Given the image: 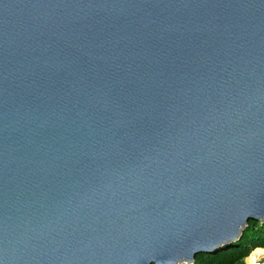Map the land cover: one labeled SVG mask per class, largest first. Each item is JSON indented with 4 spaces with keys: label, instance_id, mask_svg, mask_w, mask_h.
<instances>
[{
    "label": "water",
    "instance_id": "1",
    "mask_svg": "<svg viewBox=\"0 0 264 264\" xmlns=\"http://www.w3.org/2000/svg\"><path fill=\"white\" fill-rule=\"evenodd\" d=\"M264 223V0H0V264H193Z\"/></svg>",
    "mask_w": 264,
    "mask_h": 264
},
{
    "label": "trees",
    "instance_id": "2",
    "mask_svg": "<svg viewBox=\"0 0 264 264\" xmlns=\"http://www.w3.org/2000/svg\"><path fill=\"white\" fill-rule=\"evenodd\" d=\"M257 249H264V223L250 222L239 241L210 254H200L193 264H246Z\"/></svg>",
    "mask_w": 264,
    "mask_h": 264
},
{
    "label": "built area",
    "instance_id": "3",
    "mask_svg": "<svg viewBox=\"0 0 264 264\" xmlns=\"http://www.w3.org/2000/svg\"><path fill=\"white\" fill-rule=\"evenodd\" d=\"M263 251L262 254H255L252 253L250 257L246 260V264H264V250L262 249H257Z\"/></svg>",
    "mask_w": 264,
    "mask_h": 264
},
{
    "label": "bare ground",
    "instance_id": "4",
    "mask_svg": "<svg viewBox=\"0 0 264 264\" xmlns=\"http://www.w3.org/2000/svg\"><path fill=\"white\" fill-rule=\"evenodd\" d=\"M263 253V251H261V250H258V251H256V253L255 254H262Z\"/></svg>",
    "mask_w": 264,
    "mask_h": 264
},
{
    "label": "rangeland",
    "instance_id": "5",
    "mask_svg": "<svg viewBox=\"0 0 264 264\" xmlns=\"http://www.w3.org/2000/svg\"><path fill=\"white\" fill-rule=\"evenodd\" d=\"M262 250H264V249H262ZM257 250H255L253 253H255Z\"/></svg>",
    "mask_w": 264,
    "mask_h": 264
}]
</instances>
